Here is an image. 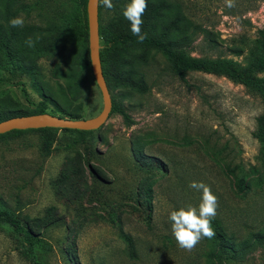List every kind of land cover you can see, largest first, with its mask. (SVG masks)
<instances>
[{"label": "rangeland", "instance_id": "374dc122", "mask_svg": "<svg viewBox=\"0 0 264 264\" xmlns=\"http://www.w3.org/2000/svg\"><path fill=\"white\" fill-rule=\"evenodd\" d=\"M17 1L34 8L18 15L24 26L71 19L74 40L38 59L34 75L0 72L7 84L0 98L21 114L35 110L42 100L34 81L53 85L57 67L65 69L61 58L76 47L81 62L74 69L87 82L80 119L97 116L102 95L84 55L77 0ZM167 1L197 28L190 39H169L168 46L194 58H224L243 67L260 57L264 0H235L233 8L225 0ZM112 2L115 7L108 9L100 1L99 23L108 30L128 5ZM140 71L147 92L111 90L127 118L110 114L89 136L87 149L72 145L69 134L59 131L46 148L37 132L0 138V207L37 237L33 253L39 264H264V155L254 137L261 95L203 72L189 71L182 80L154 50ZM257 77L264 80V71ZM42 105L46 113L58 115L48 103ZM68 160L80 164L85 184L80 194L57 197L55 184ZM237 166L247 175L244 194L236 192L226 171ZM194 181L210 186L218 197L212 223L225 229L224 249L213 237L188 251L172 233L170 213L189 205L198 208L201 202L202 191L189 187ZM241 241L248 247L235 255ZM0 264H31L22 239L3 223Z\"/></svg>", "mask_w": 264, "mask_h": 264}, {"label": "trees", "instance_id": "16d2710c", "mask_svg": "<svg viewBox=\"0 0 264 264\" xmlns=\"http://www.w3.org/2000/svg\"><path fill=\"white\" fill-rule=\"evenodd\" d=\"M100 1L98 6V19L100 13ZM87 0H77L81 10V21L79 22L83 29L82 37L84 43V55L89 62L88 54V26L86 14ZM116 5L128 4L130 0H114ZM148 7L144 13L142 32L147 34V39L139 43L137 37L131 32L130 22L123 16V11L110 22V29L102 28L99 23L100 37V62L102 72L109 89L129 90L144 94L147 87L144 76L140 71L149 58L152 50L160 53L171 65L173 71L184 80L189 71L203 72L216 76H224L230 81L240 84L250 91L261 95L263 101V110L256 119V131L254 137L260 143L261 153L264 155V80L257 77L258 73L264 71V28L258 31L261 44L260 57L252 64L243 67L239 63L224 58H194L182 50L174 49L166 44L169 39H190L196 33L197 28L180 14L167 0H147ZM34 10L33 7L25 4H18L17 0H0V72L11 69L13 73L20 75H34L38 59L47 55L54 54L58 48L65 49L67 45L74 40L73 26L74 21L67 19L65 23H52L40 26H23L14 28L10 25L12 18L18 17L21 13L29 14ZM114 29L115 33H109ZM207 33L206 30H202ZM32 38L35 41L34 47H29L25 42ZM65 69L57 67L54 84H50L44 79L34 81L33 88L40 97V102L35 110L27 114H21L16 108H8L4 98H0V122L9 118L18 116H28L46 113L43 102L51 105L61 118L80 119L82 112L81 99L86 85V78L83 75H77L74 67H79L80 57L78 50L67 52L61 58ZM70 66V67H68ZM4 80L0 79V90L6 87ZM112 100V113H120L127 118L121 108L115 105ZM49 114V113H48ZM53 115V114H52ZM68 133V141L72 145H87L91 143L89 136L93 131H78L67 129L44 128L26 131H11L0 135V138L19 135L26 132H37L42 135V144L44 148L51 145L57 136L56 132ZM75 135V136H72ZM48 155V154H46ZM151 167L158 169V166ZM82 168L77 161L68 160L64 165L62 172L55 184V193L57 197L66 195H75L81 193V187L85 184L82 181ZM235 190L238 194H244L248 189L246 182L247 175L239 166L227 168ZM252 173H256L254 169ZM92 176L95 174L90 171ZM94 178V177H93ZM68 198V197H67ZM69 199V198H68ZM0 223L7 225L14 234L22 239L24 253L31 264H39L33 253V247L37 237L33 232L25 227L20 220L11 212L0 207ZM215 230V240L220 249H224L227 243L226 232L221 225L212 223ZM262 236H257V238ZM237 241L235 238L232 242ZM259 241V240H257ZM259 243V242H258ZM247 242L241 241L234 248V254L240 255L247 248ZM240 249V250H239Z\"/></svg>", "mask_w": 264, "mask_h": 264}, {"label": "clouds", "instance_id": "9594fccd", "mask_svg": "<svg viewBox=\"0 0 264 264\" xmlns=\"http://www.w3.org/2000/svg\"><path fill=\"white\" fill-rule=\"evenodd\" d=\"M104 6L113 9L115 5L112 0H102ZM228 8L235 7V0H225ZM148 7L147 0H130V3L123 11V16L131 24V32L137 37L139 43L147 39V34L142 32L143 15ZM10 25L14 28L24 26L23 16L15 17L10 20ZM29 47L35 46V41L30 37L25 42ZM190 188L202 191L201 202L197 207H181L179 210L172 211L169 216L172 233L179 247L191 251L203 238L211 239L215 236L212 221L217 215L219 207L218 197L211 191L210 186L203 182H192Z\"/></svg>", "mask_w": 264, "mask_h": 264}, {"label": "water", "instance_id": "95a60500", "mask_svg": "<svg viewBox=\"0 0 264 264\" xmlns=\"http://www.w3.org/2000/svg\"><path fill=\"white\" fill-rule=\"evenodd\" d=\"M98 6L99 0H87L86 14L89 59L93 77L102 95L103 107L101 112L90 119H67L48 113L13 117L0 122V135L15 130L26 131L44 128L95 131L100 129L107 122L112 110V100L102 72L99 56L100 37Z\"/></svg>", "mask_w": 264, "mask_h": 264}]
</instances>
